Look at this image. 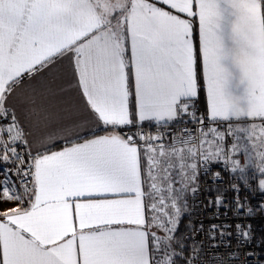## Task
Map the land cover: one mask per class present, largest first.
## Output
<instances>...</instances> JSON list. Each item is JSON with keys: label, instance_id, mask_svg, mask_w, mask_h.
Listing matches in <instances>:
<instances>
[{"label": "snow or ice", "instance_id": "obj_1", "mask_svg": "<svg viewBox=\"0 0 264 264\" xmlns=\"http://www.w3.org/2000/svg\"><path fill=\"white\" fill-rule=\"evenodd\" d=\"M65 65L92 127L51 125ZM222 172L264 195V0H0V264L254 257Z\"/></svg>", "mask_w": 264, "mask_h": 264}, {"label": "crops", "instance_id": "obj_2", "mask_svg": "<svg viewBox=\"0 0 264 264\" xmlns=\"http://www.w3.org/2000/svg\"><path fill=\"white\" fill-rule=\"evenodd\" d=\"M71 80V72L67 65L62 69V75L57 79L54 87L56 89H64L63 92H57V94L49 98L45 102L47 111L51 114V125L64 126L71 124L74 121H79L87 124L88 127H92V118L85 111L83 105L79 101L77 92L69 87V81ZM204 102L207 110V96L206 91L202 88L198 98L195 99V103L198 100ZM50 130V125L46 126L44 123L32 125L33 137H38ZM61 145L57 144L56 148Z\"/></svg>", "mask_w": 264, "mask_h": 264}, {"label": "built area", "instance_id": "obj_3", "mask_svg": "<svg viewBox=\"0 0 264 264\" xmlns=\"http://www.w3.org/2000/svg\"><path fill=\"white\" fill-rule=\"evenodd\" d=\"M194 104H195V109L198 110L200 114L206 112V108L203 101L201 103L194 102ZM145 131H148L147 127L145 128ZM153 131L155 130L153 129ZM239 159L241 161V165H243L245 163V158L243 156H240ZM213 171H221L220 166L213 165ZM248 174L251 175V170H249ZM222 175L224 176V183L221 185V187L227 186L229 182L241 183L242 198L247 196L252 205H256L262 200H264V195H261L259 192L253 194L243 189V183L238 179L240 175L239 173L230 176L227 172H222ZM227 195L229 198H231L233 196V193L229 191ZM208 198H209V194L203 192L202 190L199 196L194 201V208L192 209V217H191L193 220H203L206 218L207 214L211 211V209L205 207ZM247 223H250L252 225L254 242L250 246H248L246 250L254 251L257 253V255L254 257L245 258L243 253H241L240 261H230L229 264H256L257 260L260 261V264H264V245H261L259 243L260 239L264 238V211H260L259 209H256L255 213L248 218Z\"/></svg>", "mask_w": 264, "mask_h": 264}, {"label": "trees", "instance_id": "obj_4", "mask_svg": "<svg viewBox=\"0 0 264 264\" xmlns=\"http://www.w3.org/2000/svg\"><path fill=\"white\" fill-rule=\"evenodd\" d=\"M201 102H202V100L200 99L196 103H201ZM188 219H189V217L185 216L184 219L181 221V223H180V232H184L185 231V227L184 226L188 222Z\"/></svg>", "mask_w": 264, "mask_h": 264}]
</instances>
